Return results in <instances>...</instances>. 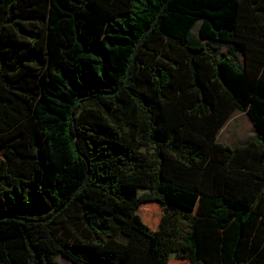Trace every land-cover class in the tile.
Returning <instances> with one entry per match:
<instances>
[{"label":"trees","instance_id":"1","mask_svg":"<svg viewBox=\"0 0 264 264\" xmlns=\"http://www.w3.org/2000/svg\"><path fill=\"white\" fill-rule=\"evenodd\" d=\"M245 3L264 17V0H0V264H264ZM234 110L258 136L233 149Z\"/></svg>","mask_w":264,"mask_h":264},{"label":"rangeland","instance_id":"2","mask_svg":"<svg viewBox=\"0 0 264 264\" xmlns=\"http://www.w3.org/2000/svg\"><path fill=\"white\" fill-rule=\"evenodd\" d=\"M242 28L240 29L241 39L247 44L248 49L250 50L249 56L251 60H246V58L241 54H235L236 64L239 68H243L246 63H249L252 66L259 67L260 71L264 73V17L257 13L253 8L250 7L248 3L244 4V8L242 10V19H241ZM198 26L197 25L193 30V34L197 37L198 36ZM213 49V51L218 53V56L228 55L230 54V49L228 46L222 45H212L209 44ZM258 59V60H257ZM256 60V61H255ZM262 61V64H259L258 61ZM238 119L240 122L246 118V114L243 112H238ZM246 127L244 126V129ZM247 129V128H246ZM236 134L235 131L233 133L225 132L222 135L223 138L229 136L233 137ZM248 136L252 140L257 139V134L254 130L248 131ZM3 158V155H1ZM9 168L11 170H21L24 168V165H17L16 162H9ZM145 190H140V193H144ZM141 210L145 213V217H147L149 222L153 224V227L157 225L160 221L161 216L163 215V209L160 207L159 204L155 203H148L141 206ZM145 220V221H146ZM120 240H123L120 237ZM143 257V256H142ZM57 264H73L70 262L66 257L62 255H58L56 257ZM145 264H158V262L152 259H146ZM169 264H188L186 261L177 260L173 255L170 258Z\"/></svg>","mask_w":264,"mask_h":264},{"label":"crops","instance_id":"3","mask_svg":"<svg viewBox=\"0 0 264 264\" xmlns=\"http://www.w3.org/2000/svg\"><path fill=\"white\" fill-rule=\"evenodd\" d=\"M238 112H243L240 110H234L229 118L226 120V122L221 126L217 133V141L223 145L229 146L231 148H237L246 145L250 140H252L248 136V131L254 130L257 134L256 127L254 125V122L252 119L248 116L246 112H243L246 114V118L243 119L242 122H240L238 119ZM244 126L247 128L244 129ZM228 130V132L233 133V131L236 132V134H233L234 136L231 137L228 135V137L223 138L222 135L225 134V132ZM258 136V135H257Z\"/></svg>","mask_w":264,"mask_h":264},{"label":"water","instance_id":"4","mask_svg":"<svg viewBox=\"0 0 264 264\" xmlns=\"http://www.w3.org/2000/svg\"><path fill=\"white\" fill-rule=\"evenodd\" d=\"M150 32V29L144 34V36L142 37V39L140 40V42L138 43L135 51H134V54H133V57H132V62H131V65H130V68H129V71H128V76L130 75L131 73V69H132V66H133V62H134V59H135V56H136V53H137V50L138 48L140 47L142 41L147 37V35L149 34ZM75 108V107H74ZM72 116H74V109H73V113H72Z\"/></svg>","mask_w":264,"mask_h":264}]
</instances>
